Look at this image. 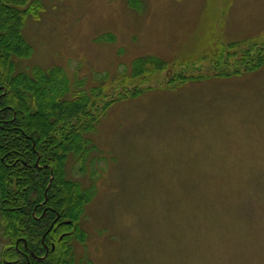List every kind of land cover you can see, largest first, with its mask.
Instances as JSON below:
<instances>
[{
  "label": "rangeland",
  "instance_id": "374dc122",
  "mask_svg": "<svg viewBox=\"0 0 264 264\" xmlns=\"http://www.w3.org/2000/svg\"><path fill=\"white\" fill-rule=\"evenodd\" d=\"M21 32L100 105L74 264H264V0H41Z\"/></svg>",
  "mask_w": 264,
  "mask_h": 264
},
{
  "label": "trees",
  "instance_id": "16d2710c",
  "mask_svg": "<svg viewBox=\"0 0 264 264\" xmlns=\"http://www.w3.org/2000/svg\"><path fill=\"white\" fill-rule=\"evenodd\" d=\"M39 7L41 0H0V220L7 238L0 264H74L72 240L84 239L79 221L93 193L68 177L65 162L69 153L82 159L94 148L85 132L100 105L96 114L87 93L65 96L61 68L26 71L17 62L30 53L24 19ZM260 52L245 68L264 61ZM223 66L215 72L227 73Z\"/></svg>",
  "mask_w": 264,
  "mask_h": 264
},
{
  "label": "water",
  "instance_id": "95a60500",
  "mask_svg": "<svg viewBox=\"0 0 264 264\" xmlns=\"http://www.w3.org/2000/svg\"><path fill=\"white\" fill-rule=\"evenodd\" d=\"M52 178V174L50 175V180ZM57 215L55 216V218L52 220V222L50 223V226L53 224L54 220L56 219ZM66 221H69V220H66ZM53 246V245H52Z\"/></svg>",
  "mask_w": 264,
  "mask_h": 264
},
{
  "label": "flooded vegetation",
  "instance_id": "af4514ba",
  "mask_svg": "<svg viewBox=\"0 0 264 264\" xmlns=\"http://www.w3.org/2000/svg\"><path fill=\"white\" fill-rule=\"evenodd\" d=\"M58 217H59V215H58ZM58 217H57V219H58Z\"/></svg>",
  "mask_w": 264,
  "mask_h": 264
}]
</instances>
